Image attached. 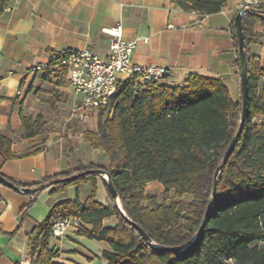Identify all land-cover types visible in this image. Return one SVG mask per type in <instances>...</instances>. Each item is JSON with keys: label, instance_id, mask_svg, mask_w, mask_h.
<instances>
[{"label": "trees", "instance_id": "obj_1", "mask_svg": "<svg viewBox=\"0 0 264 264\" xmlns=\"http://www.w3.org/2000/svg\"><path fill=\"white\" fill-rule=\"evenodd\" d=\"M5 1L0 0V13ZM171 1L184 11L199 15L216 13L225 3ZM262 15L264 4H256L242 16L248 88L244 126L217 177L208 220L197 240L179 251L157 247H185L198 232L214 172L240 122L241 96L234 100L220 79L199 74H190L184 85L148 82L141 86L128 79L119 83L107 107L98 113L96 129L83 133L93 148L103 150L108 163L89 162L41 182L100 169L108 174L118 201L104 179L107 201L101 203L95 198L98 174L94 173H82L48 186L52 187L50 193L55 194L69 185L88 181L92 190L83 202L76 197L55 203L29 235L30 261L14 264H66L58 259L49 237L54 222L66 216H76L83 222L76 234L109 246L101 253L106 264H264V68L248 47L253 26H264ZM232 38L237 48L234 22ZM236 64L239 66V58ZM47 68L58 71L56 75L63 78V71L52 62ZM261 79L257 92L255 88ZM54 102L55 98H51L50 103ZM256 115L260 116L259 123L254 119ZM36 120L22 117L27 135L34 133L27 128L29 122L35 124ZM0 155L4 160L17 157L11 150V140L1 130ZM152 181L163 185L161 203L145 190V185ZM17 186L34 188L37 184ZM44 189L25 192L32 199L22 208L21 218ZM170 191L173 197L169 196ZM184 195L190 198L185 199ZM168 198L173 199L167 202ZM117 204L146 232L150 243L122 215ZM111 216L115 225H104L103 220Z\"/></svg>", "mask_w": 264, "mask_h": 264}, {"label": "crops", "instance_id": "obj_2", "mask_svg": "<svg viewBox=\"0 0 264 264\" xmlns=\"http://www.w3.org/2000/svg\"><path fill=\"white\" fill-rule=\"evenodd\" d=\"M245 1L225 0L220 11L199 15L171 0H6L8 9L0 13V130L11 140L17 157L4 160L0 155V174L16 185L35 186L46 177L98 163L96 154L103 150L83 138L86 130L96 129L97 112L77 109L81 95L69 86L64 72L62 78L58 71L36 67L47 64L52 53L68 49H89L104 56L109 37L102 29L117 23L125 40H136L134 63L167 70L160 83L184 85L190 74L215 77L238 100L240 72L232 24ZM254 1L249 7L264 4ZM250 40L249 51L264 68V26L256 23ZM22 117L37 118L27 128L33 134H26ZM255 121L259 123L260 116ZM51 189L45 188L40 195L46 196L41 201L36 198L21 218L32 195L0 184V264L28 263L31 232L55 203L74 198L68 188L55 194ZM109 221L116 223L111 216L103 224L108 226ZM87 239L67 232L51 241V247L66 264L76 262L78 255L84 264L98 257L106 264L101 253L109 246Z\"/></svg>", "mask_w": 264, "mask_h": 264}, {"label": "built area", "instance_id": "obj_3", "mask_svg": "<svg viewBox=\"0 0 264 264\" xmlns=\"http://www.w3.org/2000/svg\"><path fill=\"white\" fill-rule=\"evenodd\" d=\"M254 3L256 1L246 0L241 8L249 9V5ZM169 27L172 25L169 24ZM102 31L109 37L104 56L89 49H68L52 53L49 59L65 72L69 86L81 95V104L77 109H89L97 113L107 107L121 81L131 79L136 84L145 86L148 82L159 83L167 73L164 67L141 65L132 61L136 40L124 39L121 23ZM48 63L39 65L36 69L46 68ZM82 226L83 222L76 216L61 217L50 230V240H60L67 232L76 233Z\"/></svg>", "mask_w": 264, "mask_h": 264}, {"label": "water", "instance_id": "obj_4", "mask_svg": "<svg viewBox=\"0 0 264 264\" xmlns=\"http://www.w3.org/2000/svg\"><path fill=\"white\" fill-rule=\"evenodd\" d=\"M249 11V9L244 8L241 9L237 12V14L234 17V26H235V30H236V34H237V43H238V47H237V51H238V58H239V72H240V93H241V100H242V109H241V117H240V122L237 128L236 133L234 134V136L232 137L231 141L229 142L221 163L217 166L215 172H214V176H213V181H212V189H211V194L208 200V204L203 216V219L201 221L200 227L198 229V232L196 233V235L194 236L193 240L191 241V243L185 247H165V246H157L158 248H162V249H166L169 251H179L182 249H186L188 248L191 244H193L197 238L199 237V235L201 234L203 228L205 227L207 220H208V215L210 212V208H211V204L212 201L214 199V195H215V190H216V180L217 177L220 173V170L223 168V166L226 164L232 150L234 149L241 133L243 130V126H244V121H245V116H246V103H247V92H248V88H247V65H246V53H245V41H244V34L242 32V16L244 14H246ZM264 16V15H262ZM88 174V173H94V174H98L101 175L103 177H105V180L107 182L108 187L110 188L111 194L112 196L115 198L116 201H118V196L116 194V190L114 189L112 183L109 180V176L106 172H104L103 170L100 169H88L85 170L81 173H77V174H73L71 176H67V177H61V178H57L42 184H39L37 186H35L34 188H28V187H19L17 186L14 182L10 181L9 179H7L5 176H3L2 174H0V184L12 188L14 190L20 191V192H27V193H32L34 192V190L36 189H42V188H46L54 183L57 182H61V181H66L70 178H75L77 176H79L80 174ZM117 206L120 209V212L122 213V215L138 230V232L145 238V240L150 243V238L149 236L146 234V232L136 223H134L132 220H130L126 214L124 213V211L120 208L119 204H117Z\"/></svg>", "mask_w": 264, "mask_h": 264}, {"label": "rangeland", "instance_id": "obj_5", "mask_svg": "<svg viewBox=\"0 0 264 264\" xmlns=\"http://www.w3.org/2000/svg\"><path fill=\"white\" fill-rule=\"evenodd\" d=\"M255 89L258 92L260 89V86L257 84ZM254 119H255V117H254ZM96 156H97L96 161L99 164L106 165L108 163V157L104 153H101L99 155L96 154ZM75 174H77V173H75ZM103 179L105 180V177L98 175V179L96 181V187H95V198L101 203H106L108 195H107V190H106V188L102 182ZM91 190H92V186H91V183L88 181H81L77 185H69L68 189H67V191L72 195V197H74V198L78 197V199L80 198L83 201L90 195ZM145 190L149 195H153L158 203L163 202V200H164V198H163L164 197V188L160 182H157V181L148 182L145 185ZM41 192L37 196V198L39 197V201H41L42 198H44L43 196H46V195H44L45 193H43V195H40ZM169 196L173 197L172 191H170ZM183 198L188 199V198H190V196L184 195ZM171 199H173V198H168L167 202H169ZM147 204H149V202H147ZM113 225H115V223H113V222L108 223V226H113ZM87 240H89V239H87ZM92 242H95V241L93 240ZM74 261H76V262H71V263L72 264H77V263L78 264H84L85 263L84 262L85 259L84 258L81 259L80 255H78V258H75ZM92 264H102V261L98 257V258L93 260Z\"/></svg>", "mask_w": 264, "mask_h": 264}]
</instances>
